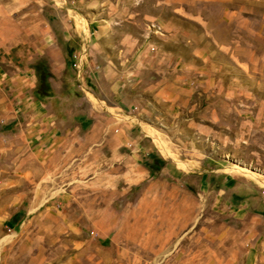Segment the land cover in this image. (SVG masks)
<instances>
[{
	"label": "rangeland",
	"instance_id": "1",
	"mask_svg": "<svg viewBox=\"0 0 264 264\" xmlns=\"http://www.w3.org/2000/svg\"><path fill=\"white\" fill-rule=\"evenodd\" d=\"M25 66L37 100L65 94V147L12 127L37 106L19 98ZM160 188L204 203L200 241L147 237L162 221L139 199ZM239 188L259 239L264 0H0V264H185L221 250L201 238L232 226Z\"/></svg>",
	"mask_w": 264,
	"mask_h": 264
},
{
	"label": "crops",
	"instance_id": "2",
	"mask_svg": "<svg viewBox=\"0 0 264 264\" xmlns=\"http://www.w3.org/2000/svg\"><path fill=\"white\" fill-rule=\"evenodd\" d=\"M26 70L23 72L25 75H21L20 79V92L19 95L27 99L25 105L33 103L36 106V110L30 113L26 110V113L22 111V107L11 114L13 128L18 127L21 132L29 133V143L31 146H39V141H46L45 145L49 148L65 147L64 132H65V117L66 111L63 108V100H65V94L54 91L53 96L45 97L42 101L37 100L33 95L36 81L32 78V71L30 67L25 66ZM30 68V69H27ZM19 77V75H17ZM23 76V77H22ZM27 108V107H26ZM24 125V126H22ZM18 129V130H19ZM74 144V143H73ZM179 192L189 193L193 198L195 195L193 190L179 189V188H160L156 193H153L154 198L139 199V205L143 204L155 208L153 212V219L157 220L158 216L161 219V225H154L153 231H146L147 237L155 236L160 245L161 251L166 249V244L169 243H182L194 241H200L197 233L195 223L198 217L197 209L202 208L204 203L199 200L193 199H181L179 198ZM229 192L228 197L225 198L224 207L225 213L231 215L233 221L232 226L227 228L221 225V229L217 234H210L209 236L203 235L201 241L205 238L210 244L222 245L221 250L219 248H204L203 256L201 252L197 253L194 250L190 251L184 256L185 264H264V232L263 236L258 239V228L255 225L257 222L256 212L254 209V193L247 189H234L225 190ZM235 192V193H234ZM238 196L237 199H233L232 196ZM249 197V201H247ZM148 201V203H147ZM160 206V207H159ZM159 207V208H158ZM147 214H143L141 217L149 220L152 218V210L148 209ZM147 215V216H146ZM264 220V219H263ZM264 222V221H263ZM226 223V222H225ZM152 228V227H150ZM226 228V230L221 231ZM182 230V231H180ZM203 232L206 230L204 226L201 227ZM182 237L179 241L173 240L175 237ZM205 242V241H204ZM233 250V262H226V257L223 255L224 250ZM179 249H176L178 252ZM221 253V254H220ZM201 261V263H200Z\"/></svg>",
	"mask_w": 264,
	"mask_h": 264
}]
</instances>
